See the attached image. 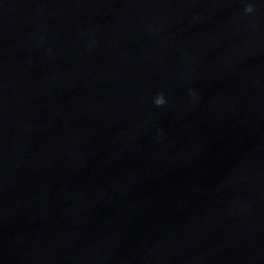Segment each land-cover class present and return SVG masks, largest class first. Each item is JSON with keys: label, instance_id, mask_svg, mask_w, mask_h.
<instances>
[{"label": "clouds", "instance_id": "1", "mask_svg": "<svg viewBox=\"0 0 264 264\" xmlns=\"http://www.w3.org/2000/svg\"><path fill=\"white\" fill-rule=\"evenodd\" d=\"M246 12H251L252 8L251 6L247 7L245 9ZM155 103L159 106V105H163L165 103L164 97L161 95L159 97H157V99L155 100Z\"/></svg>", "mask_w": 264, "mask_h": 264}]
</instances>
